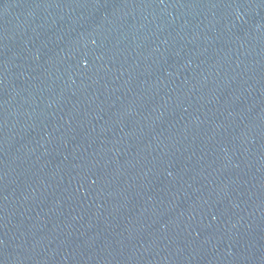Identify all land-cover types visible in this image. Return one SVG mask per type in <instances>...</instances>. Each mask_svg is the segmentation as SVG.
Wrapping results in <instances>:
<instances>
[{"label": "water", "instance_id": "95a60500", "mask_svg": "<svg viewBox=\"0 0 264 264\" xmlns=\"http://www.w3.org/2000/svg\"><path fill=\"white\" fill-rule=\"evenodd\" d=\"M0 264H264V0H0Z\"/></svg>", "mask_w": 264, "mask_h": 264}]
</instances>
